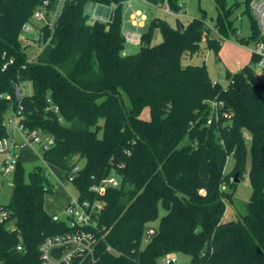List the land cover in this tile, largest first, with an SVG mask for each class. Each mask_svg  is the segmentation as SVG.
I'll return each instance as SVG.
<instances>
[{
	"label": "trees",
	"instance_id": "trees-1",
	"mask_svg": "<svg viewBox=\"0 0 264 264\" xmlns=\"http://www.w3.org/2000/svg\"><path fill=\"white\" fill-rule=\"evenodd\" d=\"M89 1L114 5L111 16L92 20L85 11ZM125 1L63 0L53 27L40 28V52L33 60L20 34L44 0H0V53L14 58L0 68V137L8 134L6 111L18 107L15 85L30 83L22 101L25 125L54 138L43 161L68 172L85 160L73 181L79 199L99 197L106 205L92 230V252L74 254L69 264H159L168 253L187 254L191 264H264V81L254 80L253 69L258 57L227 73L226 87L211 80L205 63H183L203 51V40L219 53L237 34L232 7L214 0L220 37L210 35L205 12L187 22L177 17L176 26L157 16L141 34L140 51L124 54ZM180 1L169 0L175 12ZM250 1L245 4L255 32L239 35L244 43L257 40ZM57 6L58 0H50L44 8L48 19ZM156 32L162 40L154 44ZM144 107L149 119L140 117ZM247 140L253 193L247 213L225 221V199L232 197L222 187L242 175ZM231 154L235 162L228 174ZM112 175L120 176L119 186L103 195L91 190ZM49 177L40 165L27 175L21 160L16 167L6 203L10 219L0 224V259L7 264H43L39 247L72 230L45 209L46 194L56 188ZM62 251L54 248L52 254Z\"/></svg>",
	"mask_w": 264,
	"mask_h": 264
},
{
	"label": "rangeland",
	"instance_id": "rangeland-1",
	"mask_svg": "<svg viewBox=\"0 0 264 264\" xmlns=\"http://www.w3.org/2000/svg\"><path fill=\"white\" fill-rule=\"evenodd\" d=\"M184 9L188 12V16H180L179 18L182 21L187 22L192 17H200L205 12L207 21L210 25L214 24L215 16L217 15V10L214 0H183ZM63 3H60L59 8L61 9ZM132 7L127 12V18L130 17L132 12L140 10L146 16L144 21L145 26L136 27L134 30H137L138 33L142 34L147 30L149 23L153 17L161 16L165 18L171 25H177V17L173 14L165 13L162 8L163 6H152L142 0H132ZM98 3L89 1L85 6V11L91 17L94 16L95 10ZM227 5L232 7V12L230 18L233 20L234 25L237 27V34H230V37L226 39V43L223 46L222 50L219 53H216L214 50H210L206 47L207 42L203 40L202 42V52L193 54L192 56H185L183 63H192V64H206L211 80L213 82H219L224 87L228 85L227 73H234L241 70L247 63L250 64L251 52L255 47V41H250L249 43L241 42L238 38L241 36H250L255 32V29L252 24V19L248 11L246 10L245 0H227ZM114 8V5H110ZM50 19L53 22L54 16L51 13ZM46 24L45 20H39L34 17L31 30H22L20 34L21 39L27 43L28 51L32 54L33 60L36 59V54L40 52L39 44L37 38L39 36L40 28ZM213 37H216L218 33L211 32ZM162 40V35L160 32H156L153 43H159ZM141 49V43H131L126 41L125 43V53L134 54L139 52ZM250 61V62H249ZM255 72L254 80L264 81V69L257 68L256 65H253ZM30 87V86H29ZM31 89V87H30ZM31 91V90H29ZM10 111L7 110L5 113L6 119L10 117ZM140 117L143 119L150 118V109L149 107H144L140 112ZM248 155L246 160L245 169L242 172V175L234 182V185L231 183H226V194L231 195V199L226 198V210L223 219L225 221L237 219L247 213V204L251 199L253 193V186L250 179V169H251V156L249 152L250 140H247ZM23 163V167L26 175L31 171L35 166H43L50 173V181L55 183L56 188L53 193L46 194L45 196V208L46 211L50 214H58L61 219L67 220L66 206L72 200L79 199V189L77 185L66 178V171L60 169L51 164H47L43 161L41 155L43 149L39 145H29L25 144L24 146L17 149ZM234 156L231 154L228 157L225 171L226 173H231L234 166ZM85 163L84 159L79 161V164L83 166ZM118 180H120L119 175H113ZM12 179L13 174H9L6 177V182L3 186L0 187V202L8 203L12 194ZM165 214V210L160 207L159 215L160 217ZM159 219L153 222L155 227L159 226ZM13 223H9L8 226H11ZM178 261L176 264H191L190 256L183 253H177ZM159 264H164L160 259Z\"/></svg>",
	"mask_w": 264,
	"mask_h": 264
},
{
	"label": "built area",
	"instance_id": "built-area-1",
	"mask_svg": "<svg viewBox=\"0 0 264 264\" xmlns=\"http://www.w3.org/2000/svg\"><path fill=\"white\" fill-rule=\"evenodd\" d=\"M132 0L125 1V14L132 7ZM152 6H163L162 10L165 13L173 14L178 17L186 16L183 0L179 2L180 10L175 12L170 5L169 0H165L161 5H155L142 0ZM50 0H44L43 9L35 12L34 16L39 20H45L46 24L53 27V23L45 16V7L48 6ZM63 3V0H58V5ZM250 10L256 23L257 28V40L252 53L258 57L256 66L260 69H264V0H251ZM109 9V16H111L113 9L104 6ZM54 18L57 13H53ZM108 18L95 14L91 17L92 20L105 21ZM130 19L134 25H142L146 20L145 14L140 10H136L130 14ZM211 28H213L211 26ZM25 30H31L32 24L26 23L23 27ZM124 37L126 41L131 43H138L141 41V34L137 31H131L124 29ZM14 63V58L7 57L6 52L0 53V68L5 70L9 65ZM30 83L20 82L15 85V99L18 102L17 109L11 111L10 117L5 118L4 125L8 129L6 136L0 137V187L6 182V177L9 174H14L16 167L20 161V155L17 149L29 145H39L43 150L49 149L53 143L54 138L51 135H45L38 130H30L26 127V115L24 113V105L22 103L24 97L30 94ZM10 97V95H9ZM51 101V99H49ZM217 102L212 103V112L216 113ZM58 111V106H53ZM212 122V119L208 120V124ZM81 169L80 164H75L71 169L66 172V178L74 181ZM120 180L116 177L107 176L104 177L98 184L91 186V190L97 195H103L109 186H119ZM12 185V184H11ZM226 189V186L222 187ZM106 203L104 200L96 197L94 200H72L66 206V214L68 219L65 220L72 230L66 234H59L50 236L39 247L43 264H69L73 255L76 253L92 252L96 238L92 233V230L97 228L98 222L101 216V212L104 209ZM55 220H61L58 214H54ZM10 219V211L6 203L0 202V224L6 223ZM151 234L154 233V229H150ZM54 248H62V253L59 256L52 254ZM110 248V246H108ZM18 250L23 249V243L20 242L17 245ZM164 264H176L178 261L176 253H168L161 258ZM0 264H7L0 259Z\"/></svg>",
	"mask_w": 264,
	"mask_h": 264
},
{
	"label": "crops",
	"instance_id": "crops-1",
	"mask_svg": "<svg viewBox=\"0 0 264 264\" xmlns=\"http://www.w3.org/2000/svg\"><path fill=\"white\" fill-rule=\"evenodd\" d=\"M104 6H107V7H109V8H111V9H113L110 5H105V4H100V3H98V5H97V7H96V10H95V14H98V15H101V16H104L105 18H108V16H109V9H106ZM60 11V8H59V5L57 6V10L55 11V12H53V13H58ZM185 11H186V9H185ZM52 13V14H53ZM94 14V15H95ZM186 16H188V12L186 11ZM194 17H196V16H194ZM193 18V17H192ZM51 20V19H50ZM54 20H55V18H54ZM143 26H145V23H143L142 25H134L133 23H132V21H131V19H130V17L129 18H127V14H125V17H124V29H127V30H131V31H137V30H134V28H136V27H143ZM210 26H212L213 28H211V32H215V33H218L217 32V30L215 29V27H214V24H212V25H210ZM138 32V31H137ZM211 32H210V35L213 37V35L211 34ZM39 34H40V32H39ZM39 37V36H38ZM216 37H220V35H219V33H218V35H216ZM225 43H226V40L224 41V43H223V46L225 45ZM223 46H222V48H223ZM222 48H221V50H222ZM220 50V51H221ZM251 52V56H250V61H251V59H252V55H253V53H252V51H250ZM123 53L124 54H126L125 53V50L123 51ZM249 61V62H250ZM246 65H248V63L246 64ZM245 65V66H246ZM244 66V67H245ZM243 67V68H244ZM257 67V66H256ZM242 68V69H243ZM258 68V67H257ZM20 160H21V157H20ZM46 209V208H45ZM177 254V253H176Z\"/></svg>",
	"mask_w": 264,
	"mask_h": 264
},
{
	"label": "water",
	"instance_id": "water-1",
	"mask_svg": "<svg viewBox=\"0 0 264 264\" xmlns=\"http://www.w3.org/2000/svg\"><path fill=\"white\" fill-rule=\"evenodd\" d=\"M181 30H184V25H183V24L181 25ZM235 180H236V181L238 180V173H236V178H235ZM126 203H127V200L124 199V200H123V204H126Z\"/></svg>",
	"mask_w": 264,
	"mask_h": 264
}]
</instances>
